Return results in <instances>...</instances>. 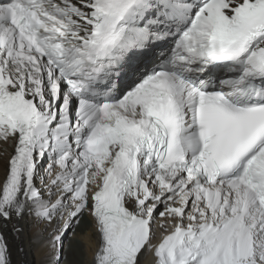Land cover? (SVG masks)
Listing matches in <instances>:
<instances>
[{"label":"snow or ice","instance_id":"6c2138e0","mask_svg":"<svg viewBox=\"0 0 264 264\" xmlns=\"http://www.w3.org/2000/svg\"><path fill=\"white\" fill-rule=\"evenodd\" d=\"M0 159V264H264V0H0Z\"/></svg>","mask_w":264,"mask_h":264},{"label":"bare ground","instance_id":"6f19581e","mask_svg":"<svg viewBox=\"0 0 264 264\" xmlns=\"http://www.w3.org/2000/svg\"><path fill=\"white\" fill-rule=\"evenodd\" d=\"M8 151L10 152L11 148H9ZM2 168H3V160L0 159V171H2ZM68 234L69 235L65 237V247L67 250V255L69 260L76 262V264H92L93 253L95 251L97 237L91 219L85 216V218L81 221L79 226L75 227L74 232H72V230H69ZM9 241H10V245L12 246V259L14 264H36V261L40 259V257L35 253V251H32L28 255L17 256L15 252V245L18 242L14 241L10 235H9ZM75 241L85 245L86 257H83L82 253L80 252L79 246L78 244H76ZM25 249L26 252H28V246L26 242H25ZM140 261L142 264L144 260L141 258Z\"/></svg>","mask_w":264,"mask_h":264},{"label":"rangeland","instance_id":"374dc122","mask_svg":"<svg viewBox=\"0 0 264 264\" xmlns=\"http://www.w3.org/2000/svg\"><path fill=\"white\" fill-rule=\"evenodd\" d=\"M73 232V231H72ZM69 235V234H68ZM69 238V237H68ZM76 244H78L80 252L82 253L83 257H86V249H85V245H83L82 243H78L77 241H75ZM84 242V241H83ZM78 250V249H77ZM79 251V250H78Z\"/></svg>","mask_w":264,"mask_h":264}]
</instances>
